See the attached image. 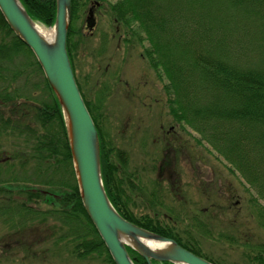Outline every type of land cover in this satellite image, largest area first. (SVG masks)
Returning a JSON list of instances; mask_svg holds the SVG:
<instances>
[{
  "label": "trees",
  "instance_id": "1",
  "mask_svg": "<svg viewBox=\"0 0 264 264\" xmlns=\"http://www.w3.org/2000/svg\"><path fill=\"white\" fill-rule=\"evenodd\" d=\"M20 1L32 19L53 25L55 0ZM102 2L71 0L66 49L74 73L81 36L76 21L88 5L96 10ZM107 11L127 42L146 41L144 55L165 77L174 121L197 132L196 142H206L253 191L247 207L264 232V0H115ZM75 79L97 129L102 181L114 208L219 264L158 219L133 213L125 189L133 186L127 152L105 136L95 106ZM0 223L8 229L0 239L6 251L35 255L29 248L46 229L43 239L50 237L79 262L115 264L82 205L60 104L35 56L1 13ZM246 244L249 264H264V239ZM127 250L134 264H148Z\"/></svg>",
  "mask_w": 264,
  "mask_h": 264
},
{
  "label": "rangeland",
  "instance_id": "2",
  "mask_svg": "<svg viewBox=\"0 0 264 264\" xmlns=\"http://www.w3.org/2000/svg\"><path fill=\"white\" fill-rule=\"evenodd\" d=\"M113 1L104 0L95 10L92 29L84 26L89 5L76 21L81 36L75 75L105 136L127 152L133 186L125 189L133 213L158 219L219 264L251 263L244 244L264 239L247 207L253 191L206 142H196L197 132L174 121L164 75L149 65L146 41L127 42L107 11ZM134 29L141 34L135 24ZM4 233L8 229L0 223V239ZM49 233L42 230L29 248L35 255L0 246V264H92L57 249L50 237L43 239Z\"/></svg>",
  "mask_w": 264,
  "mask_h": 264
},
{
  "label": "water",
  "instance_id": "3",
  "mask_svg": "<svg viewBox=\"0 0 264 264\" xmlns=\"http://www.w3.org/2000/svg\"><path fill=\"white\" fill-rule=\"evenodd\" d=\"M0 13L35 56L60 104L82 205L114 263L134 264L127 251L130 247L148 264H153L152 260L173 264H214L173 238L127 220L110 202L101 176L97 129L76 84L66 50L71 0H55L51 38L40 33L38 22L30 17L20 0H0ZM94 25L93 7H90L85 26L92 29ZM147 241L154 246L148 245Z\"/></svg>",
  "mask_w": 264,
  "mask_h": 264
},
{
  "label": "bare ground",
  "instance_id": "4",
  "mask_svg": "<svg viewBox=\"0 0 264 264\" xmlns=\"http://www.w3.org/2000/svg\"><path fill=\"white\" fill-rule=\"evenodd\" d=\"M38 30L40 31V33L46 37V38H51L52 34H53V30L52 29H45L43 26H41L40 24L37 26ZM148 245L150 246H154V244H152L151 242H146Z\"/></svg>",
  "mask_w": 264,
  "mask_h": 264
}]
</instances>
